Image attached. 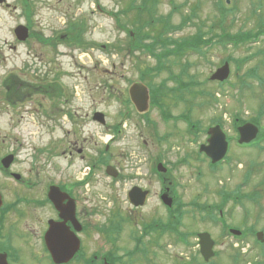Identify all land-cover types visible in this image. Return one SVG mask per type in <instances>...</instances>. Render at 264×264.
<instances>
[{
  "label": "rangeland",
  "instance_id": "rangeland-1",
  "mask_svg": "<svg viewBox=\"0 0 264 264\" xmlns=\"http://www.w3.org/2000/svg\"><path fill=\"white\" fill-rule=\"evenodd\" d=\"M6 2L9 6L0 8V150L8 148L11 144L13 146V143L17 142L16 139L27 146L32 154L36 149H47L48 146L53 145L55 146L53 159L58 160L61 166L67 165L71 177L74 175L82 177L87 171L85 160L74 154L71 157L67 156L65 150L76 143L78 147H84L82 153L86 154V157H91L94 147L112 142L110 164L124 175V178L116 182L114 179L111 181L104 174L102 167L97 177L86 186L85 191L92 198L87 204L88 207L97 205L96 208L99 210L97 223L106 224L113 209H118L125 217L130 218L129 222H124L121 233L116 235L117 240L112 241V244L105 242L101 235L100 238L86 236V244L91 249H94V245L96 247L102 244V249H111L110 247L114 245L112 249L116 247L118 253L124 255L138 244L133 235L134 232L139 234L143 228L142 224L151 225L153 218L166 220L168 212L159 198L163 185L169 187V196H173L171 189H174L173 192L178 194L182 202L218 203L217 192L224 188L231 190L240 178L241 171L237 162L243 159L247 164L250 160L258 161L264 158V155H259L254 149H240L238 145L235 146V140L231 141L227 153L231 162L229 164L222 162L215 171L207 169L206 160L196 154L198 143L205 142L207 136L203 129L211 126L215 118H219L227 136L233 137L235 133L231 125L230 113L238 110L240 117L247 121L258 112V102H264V85L258 84L256 80L249 79L251 83L249 86L246 84L243 91L230 88L228 83L220 86L217 82L207 80L225 58L231 57L235 61H240L250 53H254L256 49H264V36L256 43L238 47L214 43L204 49V56L187 51L170 55L166 65L168 69L153 75L156 72L154 67L158 63L157 58L148 54L143 47L124 46L127 38L125 29L133 27L129 19L137 14L131 6H136L140 0H30L34 14L31 16L29 35L23 42H18L12 32L17 24L26 22L23 10L17 6L16 0H6ZM170 2L173 5H170ZM260 2L257 0H159L154 17L159 18L160 15L171 13L172 23L177 24L181 17L192 16L194 7L193 22L185 24L173 33V37L190 38L197 24L205 31L213 26V32H219L218 23H222L225 31L233 35L243 31L242 34L249 37L264 27V24L255 21L256 15L264 20V0ZM254 3L260 6L252 13L251 4ZM222 4H224V14L218 9ZM13 5H16V8ZM173 6L177 9L173 10ZM126 9L128 11L124 13ZM61 34H63L61 37H66L68 40L78 37L95 42L102 48L106 46V50L88 47L81 51L78 48H70L65 43L58 44L54 48V45L49 46L38 41L42 37L58 40ZM161 50L157 47L155 51L161 53ZM185 62L191 63L187 69L189 77L180 75V78L187 83L190 82V75H193L195 84L190 87V91L192 88L214 91L216 95V98L209 100V103L201 105L200 109L195 105L191 118L189 116L197 124L196 128L201 130L199 133L196 131L193 133L197 143L187 141L185 134L187 121L183 122L179 119L172 124L170 120L165 124L161 123L156 112H151L150 119L157 125L158 137L167 135V139L160 142L151 133L147 122L139 120L135 114L127 118L117 115L119 105L113 100L115 93L122 95L124 87L136 81L142 72L148 71L146 76L149 78L146 77L143 83L149 82L154 87L161 83L166 89L179 93L178 84L173 80L183 70L182 65ZM254 66H258L260 74L264 76V53L242 64L240 70L230 63L231 75L228 82H237L240 74ZM12 74L21 80V84L28 85L30 94H33L14 105L7 102L9 94L5 93L3 87V79L7 75V79L10 78ZM58 74H60L59 83L68 94L65 103L60 100L59 90L47 88L46 93L42 90L45 85L48 86L53 81L52 76ZM190 91L182 92L186 98H191L193 95ZM173 99H176L174 94L163 97L166 109L169 108L170 114L176 117L184 112L187 103L180 102L174 108L171 102ZM205 99L207 98H202ZM193 102H199V98L195 97ZM65 110L72 116L65 113ZM97 110L104 114L106 123L103 126L92 120L93 112ZM116 121L119 122L121 130L111 141L109 129ZM260 125L264 127V116L260 120ZM36 154L39 160L47 159L46 151ZM21 156L22 159L28 158L25 155ZM185 158L186 162L181 163ZM158 162L167 169L162 174L166 178L164 182L152 172ZM246 164L244 162V165ZM127 175L132 176L127 177ZM132 185L150 190L147 201L141 207H132L126 199V191ZM185 204L188 208L179 230L189 233V245L179 242L173 232H165V235L157 236L155 240L149 235L150 238L143 240L148 262L137 253L125 257L124 264H193L194 261L207 264L195 252L198 249L196 234L203 231L210 233L211 237L217 240L214 250L218 251V257L212 258L210 260L212 262L235 264L237 256L233 254H239V264H251L259 256L260 250L264 249L253 244L250 246L233 244L229 239L226 242L224 237L220 236L219 229L206 221L204 211L194 209L200 212L195 213L189 208L188 203ZM246 207L254 206L246 205ZM237 209L239 207H233L232 210L234 226H248L249 224L243 219V213L241 214ZM201 215L204 220H200ZM159 243L162 247L157 246Z\"/></svg>",
  "mask_w": 264,
  "mask_h": 264
},
{
  "label": "flooded vegetation",
  "instance_id": "flooded-vegetation-1",
  "mask_svg": "<svg viewBox=\"0 0 264 264\" xmlns=\"http://www.w3.org/2000/svg\"><path fill=\"white\" fill-rule=\"evenodd\" d=\"M20 2V0H16L18 7H20ZM257 2H260V0H257ZM8 6L9 4L6 0H0V8ZM13 6L16 8V5ZM259 6L260 5L256 3L251 4V12L254 13L256 7ZM255 21H257V23H264V20L257 15ZM253 52L254 53L249 54L252 55V58H249L247 60L248 62L254 59L255 57L253 56L256 54H263L264 49H256ZM158 66V63H156L154 71ZM167 69L168 67L166 66V69L162 71ZM251 70L257 71L258 74H260V68L258 66L252 67L250 71ZM147 73L148 71L142 73V79L144 81L147 77ZM155 74L157 73H153V75ZM180 75L181 72H179L177 78L173 80V82L178 84V88L181 83ZM173 77H175V75H173ZM147 79L149 78L147 77ZM15 81L14 94L9 95L7 98V100L13 104L21 100L18 98L21 93V80L17 79ZM147 83L150 85L149 82ZM257 83L260 84L259 81H257ZM129 85L130 84L124 87L122 95H117V93H115L113 97L114 102L119 105L117 108V115H120L122 118H127L131 114H134V112L136 116L139 115L128 98L127 90ZM261 85H264V81L261 82ZM150 86L151 89L149 92H153L155 96H159L160 93L166 89L161 83L156 87ZM3 87L5 88L4 85ZM9 88L11 89V86ZM166 90L171 92L169 89ZM114 91H117L116 87ZM110 92H112V90ZM175 95L176 99L171 100L172 107L174 108L180 103L179 93H175L174 90V96ZM29 96L30 95H28V97ZM149 96L148 111L143 114V119L148 120L147 117H150L151 112H156L160 118L162 109L168 111L169 115L172 116L169 108L166 109L165 105H163V107L157 106L158 104L152 102L150 93ZM257 108V113L259 116L263 117L264 102H258ZM117 124L118 121L112 124L111 129L113 131ZM116 130L120 132L121 129L118 128ZM192 130L198 133L196 129ZM113 131H111V133H113ZM185 131L187 141L190 140V142L197 143V139L194 138L193 132H187L188 130ZM263 140L264 136L260 135L257 143L243 144L241 147L254 149L256 153L263 156ZM16 141V143H13V146L11 144L8 148L0 150V264H104V262L111 263V260L117 261L121 258L120 256L123 254L118 253L116 247L114 249H112L113 247H110L111 249H102V244H100V246L97 245L96 247L94 245V249H91V247L86 244V236L88 238L92 236L100 238V235L105 242L109 243L106 238L108 237L106 233L108 226L105 225V231L102 222L97 223L98 219L96 217L99 210L96 208L97 205L88 207L87 204L92 198L91 195L86 193L85 189L86 186L92 182L91 180L97 177L96 175L101 170V167L105 169L107 165H112L110 164V153L104 155L101 152V147L96 146L92 153L93 156H88V158L86 154L82 153L85 150L84 147H78L76 143H74L65 150L66 154L70 157L74 154L83 158L87 171L82 177H78L77 175L71 177L69 171H67V165L61 166L58 160L53 159V157H55V150L53 147L55 146H48L45 150L46 153H48L47 159L39 160L36 153L40 152V149H36L34 151L35 153L32 154L27 146L18 142V139H16ZM7 155L11 157V161L8 163L5 160ZM21 155H25L28 158L22 159ZM105 160H108V162L103 165ZM243 161L246 164V160L243 159L237 162L241 175L232 189L226 190L224 188L219 191L218 203L207 202L205 204L207 208L206 221L219 229L220 236L224 237L226 242H228L229 239L231 243L237 245L247 244L250 246L253 244L264 247V158L261 160L258 159V161L250 160L246 165H244ZM207 169H209V166H207ZM117 170L119 175L114 179L118 180L124 178V175L120 173L118 168ZM131 176L132 175H127V177ZM158 178L162 182L166 179L164 176H158ZM134 186L139 185H132L130 188ZM166 188L167 187L164 185L161 187L160 195ZM141 189L147 191V201L150 190L145 187H141ZM169 192L168 189V193ZM173 194L175 193L173 192ZM128 203L132 207H135L129 201ZM199 204L204 205L203 203ZM246 205L254 207H246ZM233 207H239L237 210L241 214L243 213V219L249 224L248 226H234L232 222V217L234 215L232 211ZM213 208H217L218 210L220 217L218 222H215L213 218H209V211ZM170 216L174 215L168 213L166 220L162 218H153L151 226L156 228V230H158L160 226L164 227ZM254 218L256 219L255 222ZM144 224L148 225L146 223ZM144 224H142V226ZM121 231L122 230H120L118 234H120ZM235 232H238V234ZM186 234L188 238V232H186ZM259 234L261 237L260 241L258 240ZM139 235H142V242L139 243V246L142 244L144 250L143 240L145 238H150L149 235H151L153 240H155L157 236L162 237L165 233L159 236V233L152 229L147 236L144 235V228H141L139 234L135 235L134 232L133 236L135 238ZM196 237L197 245H199L197 234ZM214 241L215 245H217V240ZM189 244L190 242L187 239L186 245ZM157 246L161 247V244L159 243ZM133 248L129 251L133 252ZM195 252L202 258L199 246ZM215 253L216 255L213 257H218V251L215 250ZM143 257L147 258L144 260L148 262L149 258L146 256ZM124 258L125 256H122V259ZM239 262L240 257L238 254L234 263L239 264ZM205 263L209 264V260ZM193 264L199 263L194 261ZM211 264L220 263L211 261ZM251 264H264V249L260 250L259 256L255 258Z\"/></svg>",
  "mask_w": 264,
  "mask_h": 264
},
{
  "label": "trees",
  "instance_id": "trees-1",
  "mask_svg": "<svg viewBox=\"0 0 264 264\" xmlns=\"http://www.w3.org/2000/svg\"><path fill=\"white\" fill-rule=\"evenodd\" d=\"M159 0H140V3L135 5H132L131 8L134 12H136V16H131L129 21L132 22L133 27L129 29H125L127 38L124 41V46L127 48H134V47H143L145 48L146 52L152 56H155L158 61V67L156 68V73L162 72V70L166 69L167 59L170 55H176V54H182L184 51H190V52H196L199 54H202L201 49L203 47H209L210 45L217 43L222 46L231 45L234 47H238L239 45H244L247 41H250V37L244 36L242 34L243 31H240V34H231V32L225 31V28L223 27L222 23H218L219 32H213V26L211 29H207L206 31L203 30V27L201 25L196 26L195 32L193 35L190 36V38H178L173 37L172 34L180 30L182 27H184L185 24H188L192 21V16L195 15V8L193 7L192 10V16L187 15L180 18L179 23L174 24L171 21V13L166 14L165 16L160 15L159 18H155V9L158 6ZM222 2H220L221 4ZM170 5H173L170 2ZM29 6L26 7V10H29ZM130 8V9H131ZM173 10L177 9L176 6L172 7ZM219 9V7H218ZM128 11V9L124 10V13ZM209 26V25H208ZM264 28V27H263ZM210 31V36H209ZM259 31L262 32V29ZM261 32L256 31V36L261 34ZM252 40V39H251ZM161 48V53H156V49ZM17 80L16 77L13 75L5 79V85L8 88L11 86V89L9 88V92L6 93L9 95L14 94L15 89V83L14 81ZM17 82V81H15ZM46 87H43V91L46 93L47 88H51L50 85H45ZM30 90V87L28 85L21 84V93L20 96H18L19 99L24 100L26 96L28 95V92ZM190 91V87H182V91ZM173 92V91H172ZM30 94V92H29ZM169 91H164V96L169 95ZM206 98L203 101H201L199 104V108L201 105L209 103V98L213 99L215 98L212 93L206 94ZM111 215L108 220V224H103L106 231V226H108V229L106 233L108 234L107 241L112 244V241L117 240L116 235L118 232L122 229V225L124 222L128 221L129 218L125 217L121 211L118 209H113V211L110 212ZM178 226H179V218L176 216L172 221H170L167 225L164 227L160 226L158 230L154 228L153 226L143 225L144 228V235H147L150 233V231L153 229L159 234L162 232H173L176 235H178ZM158 227V226H157ZM104 231V232H105ZM135 235L137 233L135 232ZM135 240L137 241V245L133 248V252L126 251L124 255H121L117 261L111 260L112 264H124V259H122V256L125 257H131L135 254H139L141 257L146 256V253L144 252L142 248V244L139 246V243L142 242V235H139L135 237ZM114 247V245H112ZM147 257V256H146ZM144 258V257H143ZM147 259V258H144ZM109 260V259H108ZM110 261V260H109Z\"/></svg>",
  "mask_w": 264,
  "mask_h": 264
},
{
  "label": "water",
  "instance_id": "water-1",
  "mask_svg": "<svg viewBox=\"0 0 264 264\" xmlns=\"http://www.w3.org/2000/svg\"><path fill=\"white\" fill-rule=\"evenodd\" d=\"M15 34L19 39H25L27 37V28L24 26H17L15 28ZM228 75V66L227 63H224L223 66L218 68L212 75L211 79L223 80ZM129 94L135 103V105L140 109L144 110L147 104V91L141 83H135L129 90ZM99 121L103 122L102 115H98ZM257 132V127L252 123H245L239 127V142H248L251 140ZM209 137L207 139V145L200 146V150H203L207 156L211 159V162L214 163L223 158L226 148L227 141L225 140V135L220 129L219 125H215L208 129ZM158 170L164 171V168L160 164L157 166ZM107 173L116 175L115 171L113 172L112 167L107 168ZM128 201L134 206L143 205L146 199V192L142 191L139 187H132L127 193ZM163 201L170 205V199L165 195L162 196ZM199 245L200 252L204 259H208L213 255L212 246L213 241L207 233H199Z\"/></svg>",
  "mask_w": 264,
  "mask_h": 264
}]
</instances>
